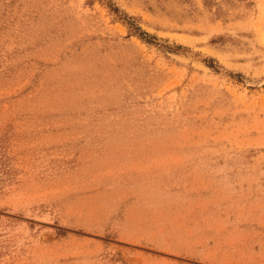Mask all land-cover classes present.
<instances>
[{
    "label": "rangeland",
    "instance_id": "obj_1",
    "mask_svg": "<svg viewBox=\"0 0 264 264\" xmlns=\"http://www.w3.org/2000/svg\"><path fill=\"white\" fill-rule=\"evenodd\" d=\"M0 264H264V0H0Z\"/></svg>",
    "mask_w": 264,
    "mask_h": 264
}]
</instances>
